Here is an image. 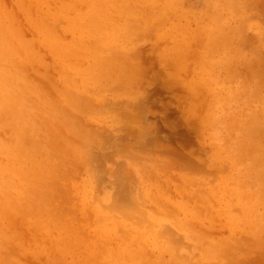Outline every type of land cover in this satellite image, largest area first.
Wrapping results in <instances>:
<instances>
[{
    "label": "rangeland",
    "instance_id": "374dc122",
    "mask_svg": "<svg viewBox=\"0 0 264 264\" xmlns=\"http://www.w3.org/2000/svg\"><path fill=\"white\" fill-rule=\"evenodd\" d=\"M1 14L29 83L50 94L72 75L99 161L70 151L48 200L70 251L1 215L0 264H264V0H0Z\"/></svg>",
    "mask_w": 264,
    "mask_h": 264
},
{
    "label": "bare ground",
    "instance_id": "6f19581e",
    "mask_svg": "<svg viewBox=\"0 0 264 264\" xmlns=\"http://www.w3.org/2000/svg\"><path fill=\"white\" fill-rule=\"evenodd\" d=\"M215 19L219 20L220 18L218 19L216 15ZM230 31H232V29ZM13 38L19 39L16 30L14 29L13 26H11L7 22L4 14L3 15L1 14L0 15V216L6 215L4 219L5 220L8 219L9 221L12 219V217L16 219V217L19 216L20 214L25 215V217L27 218L26 219L27 223L33 224L31 230H33V227H36V229H38L39 227L43 228L40 231L43 240L44 238L50 237V234H52L53 231H57L59 236L57 235L56 238L54 237L55 238V240L53 239L54 242L56 244L62 242L60 246L65 247L67 251H70L69 250L70 239H71L70 230L72 228L70 229L69 225H64V223L66 224V222L64 221V218L62 219V216L60 218L56 216L55 214L56 212H54V210L50 208V206L54 204L50 203L48 200L55 198L60 194L59 191H58L59 194L56 191L58 195L55 194L56 193L55 184L57 183V179L61 177L62 173L64 172L63 170L66 169L68 170V172L66 171L65 173L67 174L70 173V151L74 152V154L76 155L75 162H77L78 165H81V167L84 170H86L87 166H90V168L91 166H94V163H96L95 168L98 166L99 158L94 157L93 155L94 153L93 154L91 153L92 148L88 146L87 143L85 142V140H87V137L88 136L90 137V133L87 132L86 129L87 126L85 122L84 123L79 122V121H85L87 119L86 116L90 115V113L88 112L91 105L89 104L88 101H84L85 99L83 100V102H81L83 97H85L84 95H81L80 93L81 89L79 90L80 96L79 97L75 96L74 93H76L75 90L77 88L74 87L75 85L67 86L69 88L66 89L63 88L65 84L66 85L70 84L71 79H74L72 78V75L70 73L65 72L63 76H58L56 78L49 80L50 82L48 84H50V86L53 88L55 93L49 92L50 94H47L45 88L38 85V83L37 84L29 83L26 80L24 69L20 67L17 58H15V55L18 54V52L15 49V46L17 44H15V46L13 44ZM220 40L222 41L223 38L220 37ZM22 45L25 46L27 49H29V46L27 44H22ZM27 49L24 52L25 55L24 59L31 64L30 62L31 54L29 53V51H27ZM103 64L104 63H101V66ZM60 77L62 82L57 81L60 79ZM90 83H96V82L84 81L83 87L89 88L91 86ZM61 94L65 95V99L60 96ZM47 103L51 106L48 107L45 105L43 107V104H47ZM70 109H73V111L74 110L80 111L81 112L80 118L78 116H75L74 114H71L72 112H70ZM40 111L41 113H39ZM29 121L31 125L29 129H31L30 131L31 133L27 134V137L29 138H26L25 132L26 130H28L27 127L29 125ZM60 131L65 132L66 134L65 138L67 140L66 142L63 141L62 139H59V138H63ZM70 134L74 135L75 139H72L70 137ZM49 137L57 138V140L56 143L51 142V145H49L48 148L44 144L46 143ZM70 140L72 142L71 147H70ZM82 142L86 143V145L83 146L81 144ZM93 144H96V142ZM53 157L60 158L59 162L58 160L56 162H53L52 161ZM92 160H94V162ZM61 171L63 172L61 173ZM99 182L101 183L100 180ZM109 195L110 194L108 192V194H106L107 202L109 201V199H111ZM114 195L118 199L122 198L123 196L121 195V193L118 192H115ZM112 201L113 200H111L110 202ZM57 205L54 206L57 207ZM113 205H114V201H113ZM56 211L58 212V210ZM8 223L11 224L12 222L9 221ZM21 226L23 227V224ZM36 233H38V231ZM26 236H28L27 239L30 240L29 235ZM26 236H24L25 241H26ZM0 239L2 240V238ZM34 239H36V237ZM3 241L1 242L4 243ZM1 242L0 245H2ZM51 242L52 240L50 241V243ZM29 245L31 244L28 243V246ZM5 247L3 250H5ZM8 252L9 251L7 250V252L5 253L8 254ZM130 253H132V251ZM133 253L131 255L132 258L134 257L135 254ZM0 255L2 256L3 254ZM11 255L9 256L7 255V257H10ZM3 257L5 258L4 260L5 263V261L8 258L6 257V255L2 256V259H4ZM10 261L12 262V260ZM135 261L136 262H134V264H142V263H138L139 261L137 262L136 259ZM140 261H142L141 257H140Z\"/></svg>",
    "mask_w": 264,
    "mask_h": 264
}]
</instances>
